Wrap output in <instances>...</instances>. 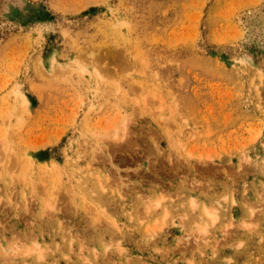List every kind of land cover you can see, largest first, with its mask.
Here are the masks:
<instances>
[{
	"label": "rangeland",
	"instance_id": "374dc122",
	"mask_svg": "<svg viewBox=\"0 0 264 264\" xmlns=\"http://www.w3.org/2000/svg\"><path fill=\"white\" fill-rule=\"evenodd\" d=\"M0 264H264V0H0Z\"/></svg>",
	"mask_w": 264,
	"mask_h": 264
}]
</instances>
